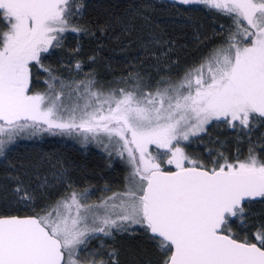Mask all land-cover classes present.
Masks as SVG:
<instances>
[{
    "label": "snow or ice",
    "instance_id": "1",
    "mask_svg": "<svg viewBox=\"0 0 264 264\" xmlns=\"http://www.w3.org/2000/svg\"><path fill=\"white\" fill-rule=\"evenodd\" d=\"M69 3L0 0V19L7 27L0 31V136L6 137L0 139V156L7 159V145L26 129L79 133L100 144L104 141L98 138L104 136L119 146L121 156L127 153V184L122 193L97 206L105 209L103 215L81 204L76 192L57 202L63 212L45 206L33 216L0 214V264H89L78 253L90 233H130L133 225L157 241L161 264H264V225L253 234L255 242L231 231L233 218L243 221L247 205L257 198L264 203V160L249 148L244 160L237 155L230 161L218 152L209 166L180 146L214 121L249 132L264 124V0H175L172 7L204 5L229 16L235 31L226 47L214 50L179 83L155 93H145L139 77L132 91L121 88L105 96L88 81L83 93H66L63 81L44 68L53 91L30 95L29 65L43 67L41 54L61 47L63 33L90 32L87 26H74V18L83 15L82 5L70 8ZM138 15L145 26L151 23L146 11H133L119 21L126 32ZM149 38L159 39L151 33ZM153 145L164 151L154 156L149 150ZM161 161L175 170H165ZM53 167L56 177L67 172L62 161ZM45 185L46 180L40 187ZM10 195L8 199L9 193L0 188L5 207H29L36 200L19 181ZM80 196L88 198L87 192Z\"/></svg>",
    "mask_w": 264,
    "mask_h": 264
},
{
    "label": "trees",
    "instance_id": "2",
    "mask_svg": "<svg viewBox=\"0 0 264 264\" xmlns=\"http://www.w3.org/2000/svg\"><path fill=\"white\" fill-rule=\"evenodd\" d=\"M77 3L82 5L83 15L76 16L72 23L87 26L90 32L63 33L61 47L41 54L43 67L35 62L29 65L30 95L53 91L44 68L63 81L66 93L76 89L83 93L88 81L94 82L93 91L105 96L121 88L132 91L137 77L142 90L148 93L164 80L179 79L214 49L227 45L229 33L235 31L232 19L214 9L203 11L200 7H188L186 11L177 4L172 7L170 1L70 0L69 7ZM141 10L147 12L151 23L145 26L138 15L134 27L126 32L119 21ZM0 31H7L2 19ZM150 33L159 38L158 42L149 38ZM54 88L59 91V84ZM80 103L83 105L84 100ZM216 124H210L206 132L185 144L192 159L211 166L217 153L223 152L230 161L237 155L244 160L252 148L257 158L264 160V124L256 125L250 132ZM74 134L70 137L59 130L43 131L29 141L7 146V159L0 157V188L11 199L10 193L19 181L35 194L36 200L29 207L23 204L5 207L0 200V214L32 216L45 206L55 208L58 201L68 198L72 192H87L85 202H98L109 193L124 189L128 175L124 163L96 146L83 145ZM58 160L67 172L56 177L54 172L59 166L53 165ZM45 180L46 185L40 187ZM259 200L247 205L243 221L233 218L232 234L241 240L245 237L253 240V234L264 225V203ZM112 232L111 236L91 235L81 247L80 260L95 261V264L101 261L103 264H161L164 257L157 241L140 226L130 229L131 234ZM113 252L115 256L110 258Z\"/></svg>",
    "mask_w": 264,
    "mask_h": 264
},
{
    "label": "rangeland",
    "instance_id": "3",
    "mask_svg": "<svg viewBox=\"0 0 264 264\" xmlns=\"http://www.w3.org/2000/svg\"><path fill=\"white\" fill-rule=\"evenodd\" d=\"M164 1H170V2H175V0H164ZM178 5V7L179 8H182V9H185L186 11H188L187 10V8L189 7H192V8H199L200 7V9H202L203 11H209L210 9L209 8H207V7H205L204 5H192V6H188V5H180V4H177ZM243 26H246V24L245 25H243ZM235 29V28H234ZM227 45H225V47H226ZM214 50H216V49H214ZM214 50L212 51V53L211 54H209L206 58H205V60H202L200 63H198V64H196V65H194L193 67H191L188 71H186L185 73H183L181 76H180V78L179 79H167V80H164L158 87H156V88H154L153 90H151V91H148V93H155V91L159 88V89H164V88H166V87H168V85H169V83H171V84H177V83H179L181 80H183V78L185 77V74L186 73H188L189 71H191V70H194L195 68H198L202 63H204L206 60H208V59H210L211 58V56L213 55V53H214ZM207 76V70H206V68H205V77ZM43 94H45V93H43ZM213 123H215V121L213 122ZM209 126V125H208ZM208 126H206V127H208ZM46 127V126H45ZM35 131V134L34 135H30V133H32V132H34ZM41 132H43V131H39V130H34V129H26L25 131H23V132H20L18 135H16V136H14L13 137V142L11 143V144H8L7 146H10V145H15V144H17L19 141H21V140H26V141H29V139H32L33 137L35 138L36 136H39L40 134H41ZM204 133V132H203ZM200 134H202V133H200ZM199 134V135H200ZM75 135V137L77 138V139H79L80 140V142H82V144L84 145H89V146H96V147H98L99 148V150L100 151H106L107 153H109V152H111V155L114 157V158H116V159H119L122 163H124V165L127 167V171L126 172H128V175H127V177L129 176V172H130V168H131V166L129 165V163L127 162L128 161V156H127V153L125 152L122 156L119 154V146H117V145H114V144H112V143H109V141H108V138L107 137H104V136H101L100 138H98V139H102L103 141H104V144H107L108 145V149L107 150H105V147H104V144H100V143H98L97 141H92V142H89V141H86V140H84L83 139V137L79 134V133H75L74 134ZM68 136H72L73 137V134H71V135H68ZM198 136V135H197ZM195 138V136H190L189 137V140L188 141H184V142H182L181 143V147L182 148H184V151H185V153L189 156V154L187 153V151H186V148H185V144H187L188 142H190L192 139H194ZM0 139H6V137L5 136H0ZM113 139H115V138H113ZM6 149H7V147H6ZM5 149V150H6ZM151 152H152V154L155 156V155H157V152H162V151H164L163 149H157L154 145L153 146H150V149H149ZM105 152V153H106ZM1 157V156H0ZM190 157V156H189ZM186 163V166H188L187 165V162H185ZM161 167L162 168H164V169H175V166L174 165H168V164H166V162H164V161H161ZM125 184H127V179H126V183ZM125 187H126V185H125ZM125 187H124V189H120L119 191H114V192H111V193H109L105 198L103 197V199L102 200H100V201H98V202H89V200H87L86 202L83 200V198L80 196V194L79 193H77V198L78 199H80V202H81V204H84V205H87V206H91V211H95V212H98L100 215H103L104 213H105V209L103 208V207H97L98 205H101L102 203H103V201H105V200H108V198L109 197H112L114 194H117V193H122L124 190H125ZM65 199H67V198H65ZM112 203V201H109V204H111ZM55 209H56V211H60V212H63L64 210L62 209V208H56L55 207ZM84 214V210L82 209V215ZM53 216H55V211L53 212ZM89 216H91V212H89ZM113 218H115V217H113ZM87 223L89 224V227H92L93 225L91 224V220L89 219L88 221H87ZM137 226H139V225H133L132 227H131V229L132 228H136ZM113 230H115V229H113ZM112 230V231H113ZM93 234H99V233H90L89 235H88V237H87V239L91 236V235H93ZM102 234H104V233H102ZM105 235V234H104ZM87 239H86V241H87ZM86 243V242H85ZM83 245H81V246H79L80 248L82 247ZM79 254H80V252L78 253V258H79ZM80 259V258H79ZM89 264H91V262H89ZM100 264V263H99Z\"/></svg>",
    "mask_w": 264,
    "mask_h": 264
},
{
    "label": "water",
    "instance_id": "4",
    "mask_svg": "<svg viewBox=\"0 0 264 264\" xmlns=\"http://www.w3.org/2000/svg\"><path fill=\"white\" fill-rule=\"evenodd\" d=\"M175 169H173V171H174ZM257 199H259V198H257ZM33 216V215H32ZM21 217H23V216H21Z\"/></svg>",
    "mask_w": 264,
    "mask_h": 264
}]
</instances>
